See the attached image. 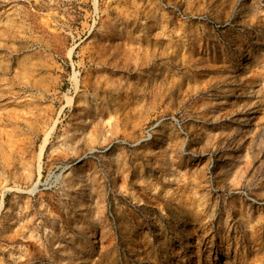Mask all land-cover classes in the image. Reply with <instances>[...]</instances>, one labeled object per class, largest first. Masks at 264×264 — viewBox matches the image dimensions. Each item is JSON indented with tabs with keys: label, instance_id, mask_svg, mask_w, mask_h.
<instances>
[{
	"label": "rangeland",
	"instance_id": "obj_1",
	"mask_svg": "<svg viewBox=\"0 0 264 264\" xmlns=\"http://www.w3.org/2000/svg\"><path fill=\"white\" fill-rule=\"evenodd\" d=\"M0 264H264V0H0Z\"/></svg>",
	"mask_w": 264,
	"mask_h": 264
}]
</instances>
